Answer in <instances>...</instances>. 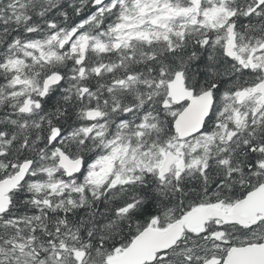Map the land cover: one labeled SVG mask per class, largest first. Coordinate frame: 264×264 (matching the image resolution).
Masks as SVG:
<instances>
[{
    "label": "snow or ice",
    "instance_id": "snow-or-ice-1",
    "mask_svg": "<svg viewBox=\"0 0 264 264\" xmlns=\"http://www.w3.org/2000/svg\"><path fill=\"white\" fill-rule=\"evenodd\" d=\"M0 264H264V0H0Z\"/></svg>",
    "mask_w": 264,
    "mask_h": 264
}]
</instances>
